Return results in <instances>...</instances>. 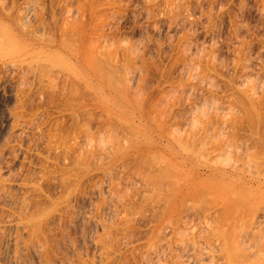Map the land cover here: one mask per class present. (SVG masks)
I'll use <instances>...</instances> for the list:
<instances>
[{
  "label": "rangeland",
  "instance_id": "1",
  "mask_svg": "<svg viewBox=\"0 0 264 264\" xmlns=\"http://www.w3.org/2000/svg\"><path fill=\"white\" fill-rule=\"evenodd\" d=\"M0 1L24 17L0 47V264H227L215 192L198 184L162 220L150 134L117 108L201 140L207 105L206 132L245 141L249 119L230 118L247 84L264 91V0ZM81 30L98 68L69 50Z\"/></svg>",
  "mask_w": 264,
  "mask_h": 264
},
{
  "label": "bare ground",
  "instance_id": "2",
  "mask_svg": "<svg viewBox=\"0 0 264 264\" xmlns=\"http://www.w3.org/2000/svg\"><path fill=\"white\" fill-rule=\"evenodd\" d=\"M11 15V10L6 8L0 1V43H4H2L4 47H0L3 49L6 47L5 41L7 43L10 40L11 43L12 38L18 35L22 29L19 26H23V24H19L21 21L24 22L22 20L24 17L19 20V23ZM3 28L6 30V35L2 32ZM32 33L34 36L36 35V33ZM79 37L80 40L77 41L78 43L69 46V50L71 49L72 54L77 57L76 61H78V64L81 65L84 62L91 67L96 63L97 65L95 67L98 68L100 63L95 62L97 55L93 54L94 57L92 58L91 55L93 52L90 54L89 47L87 46V31L81 30ZM81 57L82 59H79ZM98 58L97 61H101V58ZM105 61L107 64V59ZM101 65L100 68L102 70L99 68L101 72L96 69L99 73L105 75L106 70L103 69L105 65L103 66V63ZM108 66L111 67V65H106L107 68ZM82 69L80 68L78 70L80 71V77L81 75H85L84 72L86 69L84 71ZM91 70L94 71L93 69ZM110 72L108 71L109 74L106 72L105 76L110 75L113 77L114 75L111 74L113 72ZM95 73L97 72L93 74L95 75ZM86 74L88 75L87 72ZM76 75L79 77L78 73ZM100 75L98 76L102 77ZM84 77L82 78L84 79ZM192 77L196 78L199 75L194 73ZM204 79L207 80L208 77ZM247 85H244L247 89L245 87L243 90L240 89L242 93L237 92L238 94L235 99L240 104V110L231 112L230 122L238 125L239 120H242V116L249 119V132L245 136V141L241 137H237L236 140L238 141L234 140L235 143L227 140V137L223 133L220 134V130L222 129H218L220 132L217 130L218 132L215 133V126H213L215 127L214 132L213 128H211L212 134L209 130L210 128L206 132L209 124H211V118L209 117L210 110H208L207 105H197L195 107L196 109L200 108L199 110L202 115L207 114L208 121L205 122L202 119L203 122L208 124L207 127L203 122H199L200 120L195 123L197 126L193 123L189 127L191 132L194 131L192 129L198 128L199 125L200 130L203 131L204 129V134L201 133L203 135L201 136L203 137L201 140H198V134L195 132L192 133L193 136H190L191 134L188 132L187 135H189L186 136L189 139H186V137L184 139L182 134L179 135V132L176 133V127L178 125H175V132L171 133L167 129L168 125L166 122L156 124L152 120L150 123L144 121L143 119L148 113V108L147 105L139 101L135 100L131 105H127L129 102L127 104L122 103L117 108L121 112L119 114L120 116L126 117L128 115L126 120H130L128 122L131 124L135 121L134 119L138 118V125L150 134L152 139L150 144L140 147L139 150H146L150 154L153 153L155 155L153 163L154 176L153 179L150 178L155 189H157L161 197L165 200V206L163 205L164 208L162 207L161 209L162 220L171 223L172 218L177 212L176 210H178L177 208L180 207L182 197L194 187H197L198 184L205 183L208 190L215 192L222 209L226 213L224 225L218 230V234L222 240L224 251L226 252L227 264H264V91L261 89L260 93L257 92V90L260 91V88L263 87L261 86L259 88L258 81L257 83ZM127 94L129 95V92ZM130 99L129 101L132 100ZM212 154H216V156L213 157ZM178 232L180 233L181 231L179 230Z\"/></svg>",
  "mask_w": 264,
  "mask_h": 264
}]
</instances>
